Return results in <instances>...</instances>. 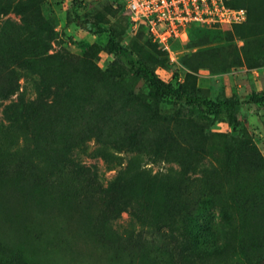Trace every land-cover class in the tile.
Returning a JSON list of instances; mask_svg holds the SVG:
<instances>
[{
	"label": "rangeland",
	"instance_id": "rangeland-1",
	"mask_svg": "<svg viewBox=\"0 0 264 264\" xmlns=\"http://www.w3.org/2000/svg\"><path fill=\"white\" fill-rule=\"evenodd\" d=\"M230 3L245 21L196 31L170 57L118 0H0V264H264V109L207 122L166 99L151 124L147 84L105 50L108 32L73 19L115 29L173 87L246 100L264 90V0ZM117 192L129 202L110 210ZM170 219L201 248L233 250L187 262Z\"/></svg>",
	"mask_w": 264,
	"mask_h": 264
},
{
	"label": "trees",
	"instance_id": "trees-1",
	"mask_svg": "<svg viewBox=\"0 0 264 264\" xmlns=\"http://www.w3.org/2000/svg\"><path fill=\"white\" fill-rule=\"evenodd\" d=\"M75 1V0H72ZM231 0H226V3L231 6L230 3ZM74 20H76L77 24L92 34H101L104 32H108V41L105 46V50L109 53H117L122 55L125 58L127 68L129 72L132 74L140 77L148 86V92L147 97L151 100V106H152V112L150 115V123L155 124L159 121L161 112L158 104L162 102L163 100L169 99L174 102L182 103L183 105L187 106L189 108V111L197 118L206 120L207 122H213L220 118H223L224 114H228L229 121L235 122L234 114L235 112L243 105V104H250L253 105L256 109H264V90L259 92H252L249 97L246 100H239L237 98L227 97L220 100H213L209 99L207 97H204L198 93L190 92L186 89H183L182 87H173L171 84L165 82L155 71V68L150 65L147 61L141 58H136L133 55V52L131 49L121 44L117 40V33L116 30L113 28H103L97 24H92L88 21H82L79 20L78 15H74ZM236 25V24H235ZM234 25V26H235ZM202 30H214V29H201V28H194L192 29L190 33V38L193 36V33L196 31H202ZM217 30V29H215ZM155 44V43H153ZM156 46V44H155ZM94 45H91L83 54L80 60H86L92 50ZM87 61V60H86ZM139 102H143L144 99H139ZM144 103V102H143ZM29 105V107H31ZM94 113H97V108L92 109ZM21 118L24 117L23 113H21ZM19 117V116H18ZM20 118H18V121ZM25 122V121H23ZM63 123V121H62ZM61 123V126H62ZM93 120L90 117L86 118V127L84 131L81 133L80 140L86 137L91 131V128L93 127ZM94 129H97L99 131V128L97 126H94ZM57 131L56 133H59ZM102 136L106 139V142H109L110 137L112 136V133L110 131H106L105 129H101ZM183 137H180L177 139V141L182 145L183 143ZM117 141V140H116ZM116 141H110L113 143H117ZM182 142V143H181ZM57 153H59L62 156L63 162L73 161L75 159L74 152L71 147V145H67L64 149L61 148L59 150H56ZM75 168L78 171H85L87 170L85 166L81 163H76ZM119 185L117 184H110L105 192H113L116 191ZM118 191V190H117ZM118 193V192H117ZM129 199H123L121 200V197L119 196V193L116 195H113V193L108 197L107 204L109 206L110 210H117L118 206L124 203H128ZM184 214V213H182ZM168 227L170 229V235L173 237L178 245L179 250L182 258L187 262H196L200 260H204L208 257L222 255L226 253L227 251L233 250L232 247H224L225 249H222L221 246H215L213 248H201L198 244V238L196 235L191 234L189 230H186L185 227H182V229H174V221L172 219L168 222Z\"/></svg>",
	"mask_w": 264,
	"mask_h": 264
},
{
	"label": "built area",
	"instance_id": "built-area-1",
	"mask_svg": "<svg viewBox=\"0 0 264 264\" xmlns=\"http://www.w3.org/2000/svg\"><path fill=\"white\" fill-rule=\"evenodd\" d=\"M135 25L145 28L149 39L170 57L175 45L187 43L194 28L225 29L246 19L243 8L226 0H118Z\"/></svg>",
	"mask_w": 264,
	"mask_h": 264
}]
</instances>
